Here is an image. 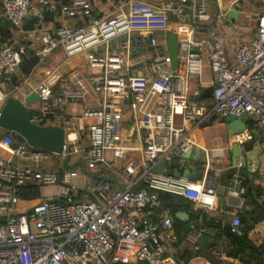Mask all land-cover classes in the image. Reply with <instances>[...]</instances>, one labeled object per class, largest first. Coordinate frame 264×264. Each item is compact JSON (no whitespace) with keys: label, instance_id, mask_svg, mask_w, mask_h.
Listing matches in <instances>:
<instances>
[{"label":"built area","instance_id":"obj_1","mask_svg":"<svg viewBox=\"0 0 264 264\" xmlns=\"http://www.w3.org/2000/svg\"><path fill=\"white\" fill-rule=\"evenodd\" d=\"M212 1L117 0L109 12L96 13L90 0H0V28L13 27L6 40L0 32V120L15 97L25 101L33 124L65 131L59 154L0 127V264H186L175 247L200 253L216 226L212 253L237 249L231 236L246 235L241 219L257 206L232 166L226 197L240 203L230 207L229 225L199 217L180 241L174 210L161 198L191 202L204 213L212 209L224 153L200 147L202 130L246 114L250 129L264 127V15L255 37L232 55L217 28L224 15L214 14ZM49 15L70 24L48 28ZM171 33L178 44L175 70L167 47ZM56 53L62 63L22 92L34 75L25 77L22 65L36 60V69ZM73 60L82 65L86 85L61 71ZM206 70L209 83L202 80ZM32 93L38 102L26 101ZM250 132L231 144L252 141ZM196 148L206 157L202 184L184 175L190 163L184 155ZM66 158L71 166L82 164L92 181L76 173L79 166L65 169ZM160 163L164 171L155 172Z\"/></svg>","mask_w":264,"mask_h":264},{"label":"crops","instance_id":"obj_2","mask_svg":"<svg viewBox=\"0 0 264 264\" xmlns=\"http://www.w3.org/2000/svg\"><path fill=\"white\" fill-rule=\"evenodd\" d=\"M93 8L95 10L96 13H107L109 12L112 8L114 3L117 0H90ZM146 1H151L154 2L156 0H146ZM216 2V0H213ZM218 3V8H220V10H222L221 5L219 4V0H217ZM213 5V3H212ZM219 14H223V12L221 11ZM216 15V14H215ZM216 15V16H217ZM224 15V14H223ZM233 16H230V14L228 15H224L223 19H222V24H218L217 28L219 30V32L221 33L223 39H224V43L226 46V49L228 51V53L232 54L234 53V48H235V42L239 41V36H235L233 34L232 31V24L233 21H235V18H231ZM236 22V21H235ZM67 25L70 24L69 21H65L63 19H61L59 16L57 15H49L48 19H47V26L48 28H55L56 26H60V25ZM257 25H258V21H257ZM238 27V26H237ZM257 29V28H256ZM234 46V48H233ZM237 46V45H236ZM63 61L62 56L59 53H56L55 56L53 57V59H51L49 61L48 64L46 65H54V67H57L58 65H60ZM70 63V64H69ZM55 64H57V66H55ZM67 64H69L68 68L65 70L66 72H68L71 77H75L77 78V83H82L84 85H86L85 82V76L82 75L83 70L81 69L82 65L78 66V63L76 60L70 61ZM65 64V65H67ZM64 65V66H65ZM63 66V67H64ZM78 66V67H77ZM45 69L43 68V66L37 67L36 69L32 70L34 75L31 76V78L29 79V83H26L25 86H27V90L30 87H34L37 83V81L39 80L38 78L40 76H42V72ZM207 90V89H205ZM205 90H203V92L205 94H207L208 92H206ZM17 95L19 96V93H17ZM87 104L89 105V103L87 102ZM258 128L260 131L257 134H252L253 139H252V144L253 145H262V147L264 148V127H256ZM210 131L207 136H203L204 135V131ZM241 139V136H240ZM199 145L200 147L210 151L212 149H222L223 153H224V158L222 160V162L220 164H218L217 166H219L220 168L224 169L225 172L223 173L219 184L216 188V196H215V205L212 209L205 211L207 216L212 219V220H217L220 222H224L226 225L231 224L232 220H233V216L230 215L228 213V211L230 210L231 206H235V205H239L240 200L237 198H227L226 197V187L228 185V177H229V172L232 170L230 169V167L232 166V158H231V141L228 138V134H227V130H226V126L222 121H215L213 123H211L210 125H208V127H206V129H203L201 132V137L199 140ZM261 160L263 161V167H264V153L261 155ZM193 163V167H189L188 169H190V172L193 170V168H197L199 166V163L196 161H191ZM190 162V163H191ZM189 163V165H190ZM247 174V176L251 179L250 182L253 186H257L259 181H256V175H251L248 174L247 172H245ZM205 178V171H203L202 175L196 180L199 181L201 184L203 183V180ZM173 202L176 205H180L181 203H184L185 201L179 198H173ZM193 209V211H196L198 209H196L195 206H192L191 208L188 207H184L182 206L179 211L177 213H187L189 215V220H182L184 222H189L191 221V216H190V212ZM247 221L250 222V219L252 218V214H248L245 216ZM180 219V218H179ZM255 219H256V214H255ZM181 220V219H180ZM257 220V219H256ZM175 223H176V219H174ZM258 221V220H257ZM243 223V222H242ZM244 224V223H243ZM189 228V227H188ZM215 230V232H211L208 235H206V237L203 239L202 241V247L203 250L198 253H192L187 249H183L181 248L180 245H178L177 247H175L174 250V254L176 255V257L178 258V260L182 263H189V264H204L206 262H224L226 264H243L239 259H234L231 256L228 255V253H223V254H219V255H215L212 253V247L216 244L217 242V236L220 233V227H212ZM176 230H177V223H176ZM187 233V232H186ZM186 233H181V235H183V238L185 237ZM178 232H177V236L180 239L181 236ZM247 239L248 241H250L251 243H253L255 246L257 247H262V245L264 244V222H260L258 221L257 224H255L253 226V229L247 233ZM183 240V239H182ZM181 241V239H180Z\"/></svg>","mask_w":264,"mask_h":264},{"label":"water","instance_id":"obj_3","mask_svg":"<svg viewBox=\"0 0 264 264\" xmlns=\"http://www.w3.org/2000/svg\"><path fill=\"white\" fill-rule=\"evenodd\" d=\"M178 18V14L174 15ZM185 22H189V17H186ZM168 52L172 58V69L175 70L178 66L177 52V36L175 34H169L167 39ZM39 98L35 93H32L26 98L28 103L38 102ZM226 126L227 134L229 140H233L234 137L244 134L246 131H251L253 134H257L260 130L258 128L250 129L249 127V117L248 115H243L241 117H236L234 115H229L224 119L223 122ZM0 127L5 129L6 132H11L15 139L24 138L29 145L39 148L42 150L62 153L65 143V131L59 126H38L31 122L29 110L25 105V101L20 98L11 97L7 100L2 118L0 120ZM264 153V148L262 145H253L252 141H248L244 144H239L238 142H233L231 146V158L232 167L235 171L250 181L251 179L247 176L245 172L251 175H256V181H259L258 187L262 189L259 196H254L252 201L257 206L256 219L258 221L264 220V167L263 161L261 160V155ZM184 158L191 161H196L199 166L196 168L201 171V165L206 164L205 153L202 149L196 148L194 151L188 152L184 155ZM79 166L83 173L87 172L84 170L82 164H77L74 166L69 165V159L64 160L65 169H74ZM165 169V163H160L154 169L155 172H163ZM203 173V170H202ZM196 171L188 169L185 172V176L191 179L192 175H195ZM175 176L180 177L178 170H175ZM112 183L123 188V184H120L116 179L110 180ZM177 217L181 220H189V215L187 213H177ZM261 253L264 255V244L261 247Z\"/></svg>","mask_w":264,"mask_h":264},{"label":"trees","instance_id":"obj_4","mask_svg":"<svg viewBox=\"0 0 264 264\" xmlns=\"http://www.w3.org/2000/svg\"><path fill=\"white\" fill-rule=\"evenodd\" d=\"M32 26H33V20L28 22L27 28L30 29V28H32ZM12 31H13V27L9 24L0 28L1 35L5 40L7 38L11 37ZM35 64H36V60H32V61H28V62L24 63L22 65V68H21L22 74L25 77H28L29 74L31 73V71L34 69ZM205 91L209 92L208 89ZM223 122H224V120H223ZM232 174H233V170H231L229 172V177H228L229 181L228 182H230ZM244 183H245V186L247 187V190H248L247 195H246V197L248 199L252 200V198L255 195L259 196L261 194L262 189L260 187H258L256 185L253 186L251 184V182L247 181L246 179H244ZM161 198H162V203H163L164 207H171L174 210L173 217H174V219H176L177 232L180 235L182 232L186 233L188 231L190 221L184 222V221L180 220L177 217V212L179 211V209L182 206H184V207L186 206L188 208H191L193 206V204L191 202L185 201L184 203H181L180 205H177V204L175 205L173 202L174 197H172L168 194L162 195ZM40 201L41 200H38L37 202H40ZM24 204L25 203H22V205H24ZM26 209H27V206H22L20 208V211L25 212ZM255 214L256 213L252 214V218L250 219V222L247 221L245 216H243L241 219L242 222L244 223V226H245L246 235L244 237L231 236V240L236 245L237 249L235 251L229 252L228 255L234 259H239L243 264H264V255L261 253V247L255 246L253 243H251L247 239V233H249L253 229V226L255 224H257V222H258L255 219ZM190 216H191V219L194 220V219H197L199 217L206 218L207 214L201 210L193 211V209H192L190 212ZM180 239L181 240L183 239V235L180 236ZM116 264H125V263L118 262ZM139 264H142V263H139Z\"/></svg>","mask_w":264,"mask_h":264},{"label":"rangeland","instance_id":"obj_5","mask_svg":"<svg viewBox=\"0 0 264 264\" xmlns=\"http://www.w3.org/2000/svg\"><path fill=\"white\" fill-rule=\"evenodd\" d=\"M151 2V1H150ZM213 5H212V9L214 14H218L221 11L223 12L224 15H228L230 14V16H233L231 18H235L232 24V31L233 34L235 36H239V41L235 42V47L236 45H240L242 43H245L251 39H253L255 37V31L257 28V21L259 19L260 16L264 15V0H219V4L221 5L222 10H220V8H218V3L217 0L212 1ZM238 26V27H237ZM162 36V35H161ZM121 41L119 40L118 43H120ZM162 43L165 45V40L162 41ZM116 45L117 43L115 42L112 47L110 48L111 51H115L116 50ZM234 48V46H233ZM235 49V48H234ZM53 59V57L49 58V60ZM70 64V63H69ZM69 64L65 65L61 71H65ZM55 66H57V64H55ZM44 69L47 70H52L54 68V65H43ZM203 82L204 83H209L210 81V74H209V70L205 71L204 77H203ZM21 91L25 92L27 91V86L23 85L21 86ZM18 93H20L18 91ZM35 106H38V104H32L30 105V107L34 108ZM208 127V126H206ZM206 127H204V129H206ZM212 131V130H210ZM210 131H204V137L207 136V134ZM79 158L78 156H75L73 158L76 159ZM189 167H193V163L191 162ZM193 170L196 171L195 175L191 176L192 180H197L201 175H202V169L197 170L195 167L193 168ZM76 173L80 176L86 177V181L88 183H90L92 181L91 176H89L88 174H84L81 170H77ZM82 177V179H80L78 181L79 185H82L84 178ZM51 191H48V193H50Z\"/></svg>","mask_w":264,"mask_h":264}]
</instances>
